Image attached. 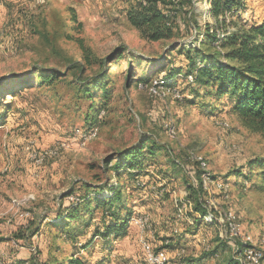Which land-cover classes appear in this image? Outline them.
Returning <instances> with one entry per match:
<instances>
[{"label":"rangeland","instance_id":"obj_1","mask_svg":"<svg viewBox=\"0 0 264 264\" xmlns=\"http://www.w3.org/2000/svg\"><path fill=\"white\" fill-rule=\"evenodd\" d=\"M7 1L0 17V113L7 110L0 124L2 264H44L48 257L62 260L71 253L86 264H147L148 242L168 264H226L233 254L231 242L217 239L216 226L196 222L201 211L188 187L198 183L195 155L205 159L213 175L210 189L202 192L205 206L214 215L233 212L242 239L252 237L264 249V185L256 171L253 182L236 172H247V161L264 155V133L242 125L227 105L206 109L202 89L187 76L173 78L170 86L158 82L159 93L150 88L159 78L168 80L170 69L189 71L194 52H187L186 43L198 35L194 21L204 29L212 19L206 0H180L182 25L177 21L174 36L158 40L144 37L128 18L139 0ZM240 13L242 23L259 22L264 0H246ZM79 38L91 48L90 63L82 58ZM39 72L57 77L42 82ZM32 74L30 86L1 95L13 81ZM105 75L108 92L98 87L96 96H89L84 83ZM92 130L96 134L89 137ZM149 134L157 145L154 153L145 151L142 170L118 177L108 169L107 158L110 166L117 151ZM28 147L37 149V158ZM107 182L119 183L131 217L148 214L151 228L142 229L130 217L126 234L111 244L95 237L83 249L94 226L109 219L103 206L95 208L89 227L79 219L72 222L73 238L61 236L53 221ZM184 195L192 203L187 210ZM172 223V234L161 232ZM187 230L195 231L187 237Z\"/></svg>","mask_w":264,"mask_h":264},{"label":"trees","instance_id":"obj_2","mask_svg":"<svg viewBox=\"0 0 264 264\" xmlns=\"http://www.w3.org/2000/svg\"><path fill=\"white\" fill-rule=\"evenodd\" d=\"M245 1L206 0L212 19L206 23L204 29H201L198 23L194 21V27L197 28L198 35L186 43L187 52H194L190 56L189 71L185 74L181 70L170 69L168 80L159 78V81L157 83L154 81L151 86L158 85V82L170 86L173 78L187 76L192 84L202 89L201 96L206 109L211 108L210 111H215L217 107L227 105L229 106L227 110L233 112L242 125L250 131L264 133V18L259 22L242 23L240 11L245 7ZM179 8L180 0H169L168 3L161 0H139L136 5H132L128 10V18L140 30L141 34L148 39L171 38L175 34V23L178 21L182 25L183 22L177 14ZM233 16L237 18L233 19ZM188 27L192 29L193 24L189 23ZM78 40L82 47L83 60L90 63L93 56L90 51L91 48L86 46L81 38ZM181 46L183 48L184 45ZM121 54L119 53L117 57ZM82 64L83 61L79 63V65ZM26 76L21 80L20 78L16 79L12 85L2 89L1 95L3 93L14 94L20 86H30L33 74L31 77ZM56 77L54 72H39L37 76L42 82H49ZM105 77L106 75L101 79H95L93 84L84 83L83 88L89 96L95 97L96 88L98 87L104 89L105 94L108 92ZM146 80L143 78L142 82H146ZM1 85H3V82H0ZM179 95L180 93L177 96ZM195 96H197L196 93ZM223 98L226 99L225 103H222ZM6 111L0 113V124H3L6 120ZM156 145V140L152 135H144V138L140 139L138 143L117 151L112 156L116 159L110 166V161L107 158L108 169L112 170L118 177L124 171L136 175L138 170L143 168L142 161L145 151L148 149L149 153H154ZM198 161L200 163V160ZM199 163L198 167L200 169L196 171L198 183H189L188 185L190 197L195 201V208L202 213V215L200 213L201 220H205L208 224L218 228L217 239L221 242H231V246L233 245V254L228 257L226 264H240V260L234 253V243L225 234L224 213L214 215V212L211 209L209 210L202 200L205 169ZM247 168V172L241 170L236 172L238 175L243 176V180L253 182L252 172L256 171L261 178V184L264 185V155H257L249 159ZM182 197H185V195L181 196V199H184ZM185 199L187 201H184L183 206L187 210V206L192 203L188 197H185ZM92 202H94V205H91ZM99 206L104 207L105 211L103 213L109 219L102 226L98 223L94 226L91 237L82 247L83 249L89 248L95 237L102 239L105 244H111L118 237L127 233L132 213L131 208L124 202L120 185L117 182H107L104 185H99L97 189H91L82 200L73 201L71 207L59 213L60 216L53 221V226L58 228L61 236L73 238L74 227L72 222L79 219V223L83 221V225L89 227L91 219L94 218L93 211ZM184 208L181 207L178 211L181 216ZM84 212L90 218H86ZM238 242L242 245L244 243L240 238H238ZM221 246L222 244L215 245L211 253L216 254ZM59 260L56 257H48L44 264H86L82 256L73 253L69 254L67 258ZM263 260L264 257L262 262Z\"/></svg>","mask_w":264,"mask_h":264},{"label":"bare ground","instance_id":"obj_3","mask_svg":"<svg viewBox=\"0 0 264 264\" xmlns=\"http://www.w3.org/2000/svg\"><path fill=\"white\" fill-rule=\"evenodd\" d=\"M155 83H157V81H155ZM155 85L156 84H154L150 88H152V92L157 91L159 93L157 86H155ZM175 92L176 91H174V96H175ZM177 95H178V92H177ZM173 127L171 128V126H169V129H170L171 135L174 137L176 135L175 130H177V129H173ZM95 134H96V131L92 130L89 134V137L95 136ZM193 156H194V154H193ZM195 156H196V159L200 160L201 166L205 169V172L203 173V186L205 189L209 190L210 189V181L212 180V173L209 171L205 159L201 156H198V155H195ZM216 184L220 185L219 187L224 188L221 185L222 183L217 182ZM153 187H155V186H153ZM159 194H163L162 189L159 190ZM139 216L143 217V220H140V226L142 229H145L150 224V217L148 214H143V215L141 214L138 216H134V218H132V219H134V221H135L136 219H139ZM224 216H225V218H224L225 234L230 240L233 241L234 253L236 254L237 258L240 260V264H252L253 253H251V251L254 248H256V249H260V248L256 247L252 237H246L245 239H242V236H241L242 231L240 228V224L236 221V218H235L233 212H231L230 210H225ZM227 231L232 232L233 235H237V242L234 240V238H231V235H229L227 233ZM238 238H240L244 241L243 245L238 242ZM144 251H145L144 255L146 256L145 258L147 259V264H159V258H157L156 256L153 255V253H156V252L154 251L152 244H150V251H149V243H147L146 245L144 243ZM263 257H264V253H258L256 256V259H255V264H263V262H262ZM134 264H146V262L145 263H138L137 262ZM161 264H168V263H166V261L161 257Z\"/></svg>","mask_w":264,"mask_h":264},{"label":"crops","instance_id":"obj_4","mask_svg":"<svg viewBox=\"0 0 264 264\" xmlns=\"http://www.w3.org/2000/svg\"><path fill=\"white\" fill-rule=\"evenodd\" d=\"M4 2H5V4L8 3L7 0H6V1H5V0H0V17L2 16V12H3V9H2V8H4V7H3V6H4ZM1 10H2V11H1ZM139 205H140V204H139ZM136 206H137V205H136ZM142 207H143V206L141 205L140 209H138L139 212H140V210L142 209ZM134 208H135V207H134ZM161 218H166L165 213H163V215H162ZM201 221H202L201 218L196 220L197 223L199 222V226H198V227H200V226L202 225L203 221H202V222H201ZM131 222L135 223L134 219L132 220V217H131ZM175 222H178V221L176 220ZM170 226H171V227H170ZM172 226H173V223H172L171 225H166L165 228H162V227H161V228H162L161 232H164L165 234H168V235L172 234V233H171V232H172V229H173ZM175 227H176V226H174V228H175ZM131 228H135V229H136L137 227H136V226H133V227H131ZM161 228H160V229H161ZM184 228H185V227L181 226V229H180V230L183 231ZM198 230H199V229H198ZM198 230L196 229V232H194L195 230H194V231L192 230V231L195 233V236H196V235H199L198 232H197ZM192 231H191V230H187V231H185V234H184V235H186L187 237L190 236V235L192 236V233H190V232H192ZM194 233H193V234H194ZM191 264H195V262L193 261Z\"/></svg>","mask_w":264,"mask_h":264},{"label":"built area","instance_id":"obj_5","mask_svg":"<svg viewBox=\"0 0 264 264\" xmlns=\"http://www.w3.org/2000/svg\"><path fill=\"white\" fill-rule=\"evenodd\" d=\"M155 86H158V85H155ZM28 152H29V155L31 157L37 158V149H35L34 147H28ZM140 220H143V217L139 216V219H136L135 221H137V224H140ZM227 233L229 235H231V238H234V240L237 242V235H233L232 232H228V231H227ZM149 251H150V243H149ZM161 253H162V251H159L158 253H153L154 256L159 258V264H161ZM251 253H253L252 264H255V259H256L257 254L258 253H264V249H256V248H254V249H252ZM0 264H2V261H0Z\"/></svg>","mask_w":264,"mask_h":264}]
</instances>
